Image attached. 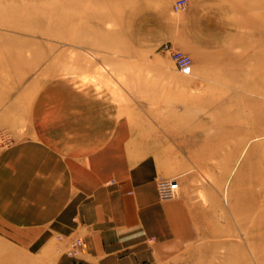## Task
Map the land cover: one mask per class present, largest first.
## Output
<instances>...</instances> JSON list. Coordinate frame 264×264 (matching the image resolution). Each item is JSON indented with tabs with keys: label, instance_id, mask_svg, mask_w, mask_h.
I'll use <instances>...</instances> for the list:
<instances>
[{
	"label": "rangeland",
	"instance_id": "obj_1",
	"mask_svg": "<svg viewBox=\"0 0 264 264\" xmlns=\"http://www.w3.org/2000/svg\"><path fill=\"white\" fill-rule=\"evenodd\" d=\"M176 1L0 0V107L71 76L176 182L194 234L166 264H264V0ZM0 264L57 261L2 235Z\"/></svg>",
	"mask_w": 264,
	"mask_h": 264
},
{
	"label": "crops",
	"instance_id": "obj_2",
	"mask_svg": "<svg viewBox=\"0 0 264 264\" xmlns=\"http://www.w3.org/2000/svg\"><path fill=\"white\" fill-rule=\"evenodd\" d=\"M72 83L0 107V236L57 264L168 263L194 234L185 201L162 199L170 173L117 107Z\"/></svg>",
	"mask_w": 264,
	"mask_h": 264
},
{
	"label": "built area",
	"instance_id": "obj_3",
	"mask_svg": "<svg viewBox=\"0 0 264 264\" xmlns=\"http://www.w3.org/2000/svg\"><path fill=\"white\" fill-rule=\"evenodd\" d=\"M186 5L185 0H177L175 2V9L181 10ZM164 50L169 52L175 63L178 71L186 72L192 65V58L189 54L185 53L183 50L174 47L170 44L164 45ZM159 191L162 199L168 200L173 199L177 195V185L173 180L161 181L159 183ZM83 245L81 240H77L71 245L70 254H77L78 249Z\"/></svg>",
	"mask_w": 264,
	"mask_h": 264
},
{
	"label": "bare ground",
	"instance_id": "obj_4",
	"mask_svg": "<svg viewBox=\"0 0 264 264\" xmlns=\"http://www.w3.org/2000/svg\"><path fill=\"white\" fill-rule=\"evenodd\" d=\"M263 139V136L261 137V136H258V137H256L255 139H253L252 141H250V142H248L245 146H243L244 148L242 149V151L240 152L241 153V156H239L240 158L241 157H243V154H245L244 152L247 150V148L250 146V144L251 143H253V142H257L256 143V145H255V148L253 149V154L254 153H256V152H258V151H260L259 149H260V141ZM245 156V155H244ZM246 159V158H245ZM236 166H235V168L233 169V172H232V174L235 172V170H236ZM231 174V175H232ZM232 178V177H231ZM231 181V180H230ZM230 183V182H229Z\"/></svg>",
	"mask_w": 264,
	"mask_h": 264
}]
</instances>
